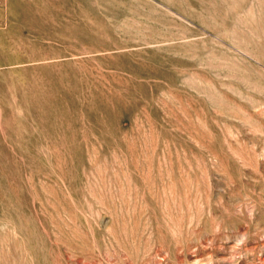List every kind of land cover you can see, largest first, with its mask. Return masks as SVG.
I'll use <instances>...</instances> for the list:
<instances>
[{
    "label": "rangeland",
    "instance_id": "rangeland-1",
    "mask_svg": "<svg viewBox=\"0 0 264 264\" xmlns=\"http://www.w3.org/2000/svg\"><path fill=\"white\" fill-rule=\"evenodd\" d=\"M0 264H264V0H0Z\"/></svg>",
    "mask_w": 264,
    "mask_h": 264
}]
</instances>
